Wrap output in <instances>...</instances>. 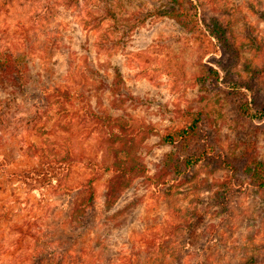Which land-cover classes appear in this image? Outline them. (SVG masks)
<instances>
[{
    "label": "rangeland",
    "instance_id": "obj_1",
    "mask_svg": "<svg viewBox=\"0 0 264 264\" xmlns=\"http://www.w3.org/2000/svg\"><path fill=\"white\" fill-rule=\"evenodd\" d=\"M192 1L195 32L160 14L168 0H0V52L21 57L29 75L22 93L0 90V264H32L43 252L54 253L44 264H246L253 255L264 264V190L244 169L264 164V76L251 82L244 70L264 66V0ZM213 16L233 31L235 77L250 91L227 87L206 31ZM66 88L72 103L54 95ZM245 102L256 118L241 113ZM108 116L130 127L147 168L112 220ZM193 118L208 159L177 174L169 156L178 163L189 152L163 138ZM204 179L228 188L224 207L210 203ZM88 183L98 225L75 231L71 201Z\"/></svg>",
    "mask_w": 264,
    "mask_h": 264
},
{
    "label": "trees",
    "instance_id": "obj_2",
    "mask_svg": "<svg viewBox=\"0 0 264 264\" xmlns=\"http://www.w3.org/2000/svg\"><path fill=\"white\" fill-rule=\"evenodd\" d=\"M168 2L169 3L164 4L165 8L160 14L173 19L184 29L195 32L194 26L201 21L198 4L192 0H168ZM169 5H172V7ZM191 11H194V13ZM206 31L215 40L217 50L220 51L225 58L220 67L223 76L229 81L228 83L230 85H227L229 90L233 93H241L242 89L250 91L249 81L239 80L235 77L234 67L239 63V50L233 41V31L229 27H226L225 23L218 16H213L210 19L206 24ZM244 65V70L250 75L249 79L251 82L264 76V66L258 67L248 62H245ZM214 72L215 70L212 73ZM215 75L217 80H220L221 77L219 73L216 72ZM28 80V67L21 60V57L10 52H0V90L22 93L25 90ZM234 90L238 92H234ZM54 95L57 97V100H60L62 103L73 102V94L68 88H66V90L58 89L54 92ZM245 105L246 106L241 104V113L251 119L256 118L257 114L250 111L246 102ZM259 117L263 118L264 113L259 112ZM101 118L100 115L94 113L91 119L95 125L99 127L98 122ZM109 120L112 121L110 128L116 127L115 131L111 132L110 136L106 138L107 152L110 149V152L113 153L111 165L113 175L105 193V208L107 219L112 220V218H117L122 214L123 211L117 210L114 212L113 216L109 217L110 212L113 211L114 207L118 204L121 196L124 193H128L138 179L147 178V168L139 159L140 154L137 156V148L135 146V142L137 141L130 127L127 126L125 122L121 123V119L119 118H111L108 116L107 121ZM200 121V118H193L188 128L179 132L177 138H174L173 134L163 138V142L169 145H174L176 142L181 143L183 149L189 152L185 158L178 160V163L174 162L175 155L169 156V160H171L169 167L174 169V172L177 174H184L186 170L195 168L197 165H202V163H206L208 159V153L203 149L199 150L198 144L195 142ZM116 144L118 145L116 146ZM34 153L41 158L47 157L43 148L35 147ZM55 162H57V160L49 161V163ZM244 169L246 175L249 176L254 185L264 190V164L255 159H250ZM203 184H205L207 191L213 192L214 194L210 203L216 207H224V200L228 188H224L223 191H221L220 188L225 187V184L221 182H211L209 179H204L202 185ZM69 216L75 231L91 229L98 225L96 191L91 183L86 184L79 190L77 196L71 201ZM120 223L122 226L126 224V220ZM51 254L53 255L54 253L43 252L34 256L32 264H44L43 262L45 259V261L50 260ZM257 257L259 256L253 255L247 257L246 264H254ZM45 264L49 263L46 262ZM56 264H64L63 257H61Z\"/></svg>",
    "mask_w": 264,
    "mask_h": 264
}]
</instances>
